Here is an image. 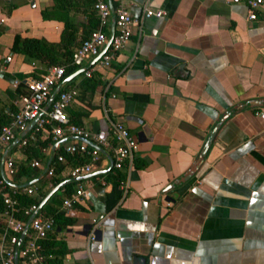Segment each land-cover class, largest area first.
Returning <instances> with one entry per match:
<instances>
[{"label":"crops","instance_id":"crops-1","mask_svg":"<svg viewBox=\"0 0 264 264\" xmlns=\"http://www.w3.org/2000/svg\"><path fill=\"white\" fill-rule=\"evenodd\" d=\"M55 1L0 0L2 114L15 109L13 101L25 95L29 77L46 71L11 49L14 37L57 42L63 22L41 16L42 10L51 13ZM70 1L77 33L89 30L90 6ZM145 1L164 15L144 18L139 29L133 28L109 67L97 68L96 55L76 67L82 72L68 81L65 75L53 87L76 90L65 107L71 123L114 145L109 123L120 122L133 136L135 150L130 163L118 168L122 180L117 183L111 180L112 165L105 173L71 181L69 170L77 160L63 154L55 177L69 185V193L82 184L86 197L68 209L60 202L58 212L69 222L53 226L46 236L54 243L49 250L63 251L58 264H264V0L254 20L246 19L245 0L117 4L137 17ZM110 30L109 17L106 40ZM219 120L200 165L181 178ZM28 125L3 147L2 171L17 185L33 180L29 186L36 192L30 197L37 198L52 188L44 172L47 162L51 159L53 166L54 153L79 140L48 139L40 157L27 161L20 140L28 135L30 143L36 141ZM46 137L42 131L40 140ZM100 148L91 172L110 166L111 150ZM9 159L16 167L28 166L33 175L14 182ZM33 160L38 166L31 165ZM41 209L37 214L50 217ZM2 225L0 211V237ZM91 228L95 238L89 241ZM21 232L19 248L29 239L28 229L19 242ZM16 264L28 263L17 256Z\"/></svg>","mask_w":264,"mask_h":264},{"label":"built area","instance_id":"built-area-1","mask_svg":"<svg viewBox=\"0 0 264 264\" xmlns=\"http://www.w3.org/2000/svg\"><path fill=\"white\" fill-rule=\"evenodd\" d=\"M8 2L9 0H3ZM237 2L238 0H232ZM263 0H245L246 19L254 20L256 18V10L262 5ZM93 7L97 20V27L89 32V34L81 40L80 44L75 47L71 53L70 64L77 67L83 61L96 56L106 41L104 28L107 26L111 12L105 0H93ZM164 15L163 10L151 8L145 1L141 6L140 14L134 17L124 4L119 2L114 9V33L106 51L99 57L97 68H107L110 66L112 58L115 54L124 48L128 41L133 28L140 27L144 18H159ZM2 19H0L1 21ZM10 57L6 56L5 61H9ZM33 65L34 62H31ZM88 75L89 72L85 71ZM64 75V68L61 65H53L46 69L38 77H29L25 81V87L28 91L26 95H21L13 101L15 109L9 113V121L0 127V155L3 147L9 143L15 134L23 131L26 125L33 120L39 112L42 115L36 120L33 128L35 131H46L50 140L56 142L63 136H71L73 138L86 139L99 147H107L112 152V168L118 169L125 163H130L133 151L135 150V140L128 132L126 127L117 121L110 122L109 133L112 136L114 145L94 134H91L83 127L69 122L65 107L76 96L74 88L60 90L56 98L46 111L43 106L53 89V87L61 81ZM49 125L46 129L44 126ZM26 144V140L21 138L20 145ZM74 152L83 153L88 157V161L74 165L69 170L70 177L82 176L91 172L94 165L99 159L98 151L87 145L84 140L64 145L62 152L58 153L55 161L60 163L64 161L63 154H72ZM32 166H38V161L33 160ZM9 172H12V161L6 162ZM47 175L53 174V166H49L46 171ZM10 188V187H9ZM0 177V198L3 204L1 215L3 219V231L0 237V264H15V256H19L28 264L42 263V256L38 254L37 242L46 238L53 231V219L36 214L28 223L29 239L22 248L17 246L18 234L23 230L25 221L16 218L17 193H23L27 196H33L36 189L31 186L22 187L20 189H9ZM86 197V188L77 183L72 191L62 199L61 208L68 209L77 204ZM35 205L28 208L29 212L35 209ZM95 238L94 229L88 232L87 239Z\"/></svg>","mask_w":264,"mask_h":264},{"label":"trees","instance_id":"trees-1","mask_svg":"<svg viewBox=\"0 0 264 264\" xmlns=\"http://www.w3.org/2000/svg\"><path fill=\"white\" fill-rule=\"evenodd\" d=\"M87 4L90 6L89 12L92 14L89 16L91 21V28L89 30H85L82 28L80 34L77 33L78 27L77 25L72 22L69 11L73 7L74 3L70 0H57L55 1L53 7L50 8L51 15L46 14L45 10L41 11L42 18L45 17H55L60 19L63 22V28L60 33L59 40L57 42H47L42 38H35V37H18L15 36L11 49L14 52L20 53L24 55L28 60L35 61L39 63L42 69H47L53 65H61L64 68V75H69L70 73L74 72L76 67L70 64L71 53L75 47H77L81 40H83L90 31L97 27V20L95 16V10L93 7V0H85ZM111 4L113 9L117 6V0H111ZM27 90V89H26ZM26 91L23 94H27ZM13 108H10V111H13ZM9 121V115H5L0 113V127L6 124ZM70 122V121H69ZM71 123V122H70ZM73 124V123H72ZM77 125V124H75ZM46 129L49 128V125L44 126ZM33 139H36L34 143L29 142L28 135L23 136L22 138L26 139V144L22 146V151L26 155L27 161L31 160V158L38 159L41 155L40 149L45 146L46 141L50 137L47 134L45 139L40 140L41 131H35L32 128ZM28 141V142H27ZM60 151V150H59ZM56 153L52 158L51 165L54 166L53 174L48 178L49 187H53L58 184L61 179L56 178L55 174L60 170V164L55 161ZM71 157L77 162L74 164H79L87 161L86 155L83 153L74 152L70 154ZM73 165V166H74ZM12 180L14 182L18 181L20 176L24 177H31L33 175V171L28 168L26 165H20L16 167L12 162ZM122 173L118 169L113 172L111 176V180L113 182H120L122 180ZM8 187V186H7ZM9 188V187H8ZM10 189V188H9ZM62 193L59 192L53 193L49 199L44 203L42 206V211H45L47 215H49L53 219L54 226L64 227L66 223L69 221L66 220L60 212H58V206L62 199L69 194V185L64 186L61 189ZM46 193V190L41 191L37 198L27 196L23 193H17L15 195L17 199V212L16 218L21 221H26L29 217L30 213L28 208L31 205H37L40 201V198ZM60 199V200H59ZM3 209V204L0 198V211ZM3 226V225H2ZM54 243H48L46 238L39 240L37 242L38 246V254L42 256V261L44 264H58L59 257L61 256L62 250L51 251L49 250L50 246H53ZM47 250V251H46Z\"/></svg>","mask_w":264,"mask_h":264},{"label":"water","instance_id":"water-1","mask_svg":"<svg viewBox=\"0 0 264 264\" xmlns=\"http://www.w3.org/2000/svg\"><path fill=\"white\" fill-rule=\"evenodd\" d=\"M107 2V5H108V8L111 12V15H110V18H111V30H110V34L108 36V39L106 40L105 44H104V48L102 50L99 51V53L97 54L96 56V59H98L105 51L106 49L108 48L109 46V43L111 41V38L113 36V33H114V17H113V12H114V9L112 7V4H111V0H106ZM83 69L80 68L78 69L77 71L73 72L72 74L68 75L65 80L68 81L70 80L73 76H75L76 74L82 72ZM61 89L60 86H57L55 89L52 90V92L49 94L46 102H45V105L43 106V111H46L49 106L51 105V103L53 102L56 94L59 92V90ZM42 115V112H39L37 114V116L31 120L29 122V125H28V128L27 129H31L33 128V125L35 124L36 120ZM221 120H219L217 123L214 124V126L211 128V131L209 132L208 136L206 137L203 145L201 146L194 162H193V168L192 169H189L187 170L181 178H187L189 177L196 169L197 167L200 165L201 161L203 160V157L205 155V152L215 134V131L217 129V127L219 126V123H220ZM79 140H84L86 142L87 145L95 148L98 152H102V149L93 144L92 142H90L89 140H86V139H81L79 138ZM56 145V144H55ZM5 155L6 153L4 154H1V158H0V177L1 179L3 180V182L7 185V186H10V187H14V188H22V187H26V186H29L31 185L34 181L33 180H30L28 182H25V183H22V184H14L12 182H10L9 180H7L5 178V176L3 175V171H2V164H3V160L5 158ZM51 159L47 162L45 168H44V172L47 170L48 166H49V163H50ZM109 161H110V166L106 169V170H100V171H94V172H90L88 174H85V175H82V176H76V177H72L71 178V181L75 182V181H79V180H82V179H85V178H88V177H91V176H94V175H97V174H101V173H105L106 171L109 170V168L111 167V164H112V158H109ZM66 184V182H60L58 184H56L55 186H53L45 195L44 197L41 199V201L38 203V205L35 207V209L31 212V214L29 215L26 223H25V226L21 232V235H20V239H19V242L23 239L25 233L27 232L28 230V223L30 222V220L37 214V212L40 210V208L42 207V205L45 203V201L50 197V195L52 193H54L55 191H57L58 189L62 188L64 185ZM19 245V243H18ZM17 245V246H18ZM19 248V246H18ZM15 264H16V261H17V256H15Z\"/></svg>","mask_w":264,"mask_h":264}]
</instances>
